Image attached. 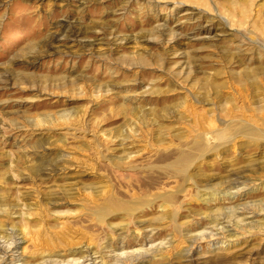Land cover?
Listing matches in <instances>:
<instances>
[{
  "label": "rangeland",
  "instance_id": "obj_1",
  "mask_svg": "<svg viewBox=\"0 0 264 264\" xmlns=\"http://www.w3.org/2000/svg\"><path fill=\"white\" fill-rule=\"evenodd\" d=\"M0 264H264V0H0Z\"/></svg>",
  "mask_w": 264,
  "mask_h": 264
},
{
  "label": "bare ground",
  "instance_id": "obj_2",
  "mask_svg": "<svg viewBox=\"0 0 264 264\" xmlns=\"http://www.w3.org/2000/svg\"><path fill=\"white\" fill-rule=\"evenodd\" d=\"M217 134H219V133H217ZM215 136H216L215 134H213V136L211 134H210V136L208 134H206V135H204V137L202 136L201 138L195 137L191 147L188 148V150L179 151L177 153L174 161H171L170 163L166 164L165 166H162V167L160 166L161 170L163 172L159 173L160 175L155 176L151 180L153 185H154V183L156 184V182H159V179H160L159 177H164V176L166 177L168 175H170V176L171 175L181 176L182 174H185L187 167L193 162L192 160L196 157V155H198V153H200L201 151L206 152V151H210V150L212 151V150L216 149L217 146L214 143L216 140ZM210 143L213 145V147L212 146L209 147ZM153 173H155V172H153ZM106 198H110V197H106ZM153 199H154V197H153ZM130 202H132V204L130 205V207H131L130 209H136V208H139V206L144 204V202H146V201L144 198L141 197L140 199H134L133 198L132 200H130ZM106 210H107V204L101 207L102 213H104Z\"/></svg>",
  "mask_w": 264,
  "mask_h": 264
}]
</instances>
